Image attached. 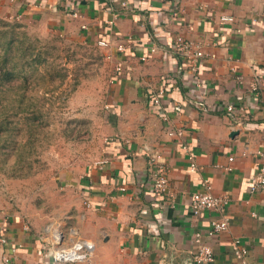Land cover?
Instances as JSON below:
<instances>
[{"label": "crops", "instance_id": "1", "mask_svg": "<svg viewBox=\"0 0 264 264\" xmlns=\"http://www.w3.org/2000/svg\"><path fill=\"white\" fill-rule=\"evenodd\" d=\"M121 1L14 0L3 10L82 35L109 55L112 76L102 157L69 183L78 196L77 232L64 233L63 241L0 211V264H196V232L212 248L208 264H264V191L249 190L256 152L264 148V0ZM177 35L201 45L198 73L166 46ZM157 44L163 47L150 52ZM169 129L182 134L170 136ZM156 156L167 169L166 194L152 190ZM205 179L226 197L223 213L191 212V195L206 190ZM222 215L227 230L208 236L210 220ZM82 239L92 245L86 260H53L54 249ZM235 239L248 250L244 262L233 254Z\"/></svg>", "mask_w": 264, "mask_h": 264}, {"label": "rangeland", "instance_id": "2", "mask_svg": "<svg viewBox=\"0 0 264 264\" xmlns=\"http://www.w3.org/2000/svg\"><path fill=\"white\" fill-rule=\"evenodd\" d=\"M13 1L0 0V211L64 241L77 232L69 183L107 141L112 64L82 35L3 12Z\"/></svg>", "mask_w": 264, "mask_h": 264}, {"label": "built area", "instance_id": "3", "mask_svg": "<svg viewBox=\"0 0 264 264\" xmlns=\"http://www.w3.org/2000/svg\"><path fill=\"white\" fill-rule=\"evenodd\" d=\"M122 6H126V2L121 1ZM73 16H77V13L74 12ZM116 16V15H115ZM222 21H232L233 17L222 16L220 17ZM99 46L109 47L110 44L108 41L99 40L97 42ZM169 48V51L174 54L177 58L182 61L189 63V69L192 73H198V62L204 56V52L201 48V45L192 39H187L182 35H177L174 37L172 44L166 45ZM160 47H163L161 44L153 45L149 50L150 52H155ZM117 51H124L123 44L116 45ZM146 56L142 55L141 59L146 60ZM120 69L119 67L116 68ZM163 91L158 92L159 95L154 97L153 103H159V97L162 95ZM200 103H198L199 105ZM227 114L233 115L236 112V108L232 104H228L225 108ZM234 116V115H233ZM166 119V117H163ZM167 134L170 136H180L182 134L181 130H167ZM184 148H188L184 146ZM259 158L258 168L253 176V179L250 183L249 190L250 192L255 191H264V148L256 152ZM189 168L191 171H195L197 166L193 160V156L189 153ZM232 160V157L230 158ZM151 165L153 169L150 171L151 186L152 190L158 194H166L168 192V176L167 169L160 157L158 156L151 158ZM227 169H230L227 167ZM206 184V190L204 192L195 191L192 193L190 198V209L193 214H198L203 210H214L218 212H224L225 206L227 204V199L224 196L215 195L210 191V181L209 179L204 180ZM229 226V219L227 215H222L218 219H211L207 229L208 236H214L220 232L227 230ZM201 232L194 233L193 240L195 243V248L191 252V260L196 264H208L214 260L212 248L208 243L203 241ZM6 239L3 234L0 233V244H4ZM236 247L233 250L235 257L242 262H244L245 257L248 253V250L242 246L240 239H235ZM92 250V245L86 240H77L73 241L70 245L66 247H58L52 251V258L55 262H81L88 258L89 253ZM9 257L5 256L3 262L7 263Z\"/></svg>", "mask_w": 264, "mask_h": 264}, {"label": "bare ground", "instance_id": "4", "mask_svg": "<svg viewBox=\"0 0 264 264\" xmlns=\"http://www.w3.org/2000/svg\"><path fill=\"white\" fill-rule=\"evenodd\" d=\"M57 234V233H56ZM58 235V234H57ZM57 239H58V236H57ZM60 240V239H59Z\"/></svg>", "mask_w": 264, "mask_h": 264}]
</instances>
